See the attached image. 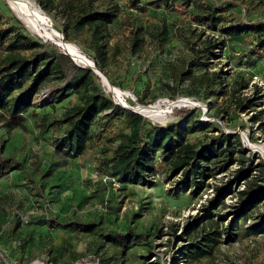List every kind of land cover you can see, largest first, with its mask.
Segmentation results:
<instances>
[{
	"label": "rangeland",
	"instance_id": "rangeland-1",
	"mask_svg": "<svg viewBox=\"0 0 264 264\" xmlns=\"http://www.w3.org/2000/svg\"><path fill=\"white\" fill-rule=\"evenodd\" d=\"M33 1L47 14L56 30L62 33L67 29L69 15L61 0L50 1V9L43 8L38 0ZM98 1H110L118 10L117 18L107 28L110 44L125 38L131 27L128 14L137 15L135 26L143 28L148 40L137 55L122 57L108 66L111 78L120 83L118 88L124 92L120 97L123 103L137 106L138 97L154 100L153 104L161 105L167 112L166 120L157 122L145 118L159 125L184 121L176 115L181 108H198L200 121L209 124L208 136L220 131L232 137L240 134L247 151L236 155V161L226 168L217 169L204 180L201 188L182 184L181 173L172 175L160 157L159 171L149 184L120 182L110 171L98 172L96 151L70 159L54 146V127L49 123L55 116H63L80 98L74 90L54 104L53 92L67 79H51L35 96L32 112L22 115V124H17L12 117L0 116V159L5 161L0 167V213L7 220L0 222V264H264V194L257 205L248 207L245 227L251 230L250 235L243 236L235 227L229 234L225 229L241 218L238 215L242 203L240 191L249 189L253 179L264 184L262 166L258 164V156L264 160V50L259 48V35L241 34L233 38L226 35V45L209 65L210 70L222 73L223 91L208 99L197 98L195 94H188L189 82L178 93L168 89L166 85L173 81L164 69L165 62L175 60L184 47L176 30L181 24L187 25L194 4L188 8L150 7L148 17L152 21H148L142 12L129 9L127 0ZM209 1L215 7L233 2ZM0 8L4 14L16 17L5 0H0ZM226 14V26L264 22V14L246 5ZM157 30L161 33L154 37L152 32ZM69 31L68 42L76 44L93 64L88 56L95 55L89 31ZM198 31L205 32L203 38L224 39L220 32L201 26ZM27 32L32 33L28 29ZM42 39L47 48H50L48 41L55 44ZM57 52L64 53V50L59 47ZM82 64L87 65L78 63ZM100 83L107 94L111 93L101 78ZM112 95L119 102V97ZM236 98L244 104L253 99L255 105L244 110V105H237ZM197 136L207 139L201 131L191 138ZM250 163L256 166L250 177L238 183L232 181L237 171ZM222 187L229 190H219ZM257 189L253 184V190ZM217 197L216 207L207 210L211 200ZM210 212L214 214L212 219ZM16 216L22 220L21 225L10 235V221ZM78 221L97 222V225L92 231H78L72 227ZM130 230L146 236L132 247L127 243L123 253L118 254L119 244L113 236L126 240ZM213 230L222 233L211 252L188 259V244L206 247L208 242L203 237Z\"/></svg>",
	"mask_w": 264,
	"mask_h": 264
},
{
	"label": "trees",
	"instance_id": "trees-1",
	"mask_svg": "<svg viewBox=\"0 0 264 264\" xmlns=\"http://www.w3.org/2000/svg\"><path fill=\"white\" fill-rule=\"evenodd\" d=\"M50 1L54 0H38L45 9H50ZM111 3L98 0H61V6L69 15L67 29L62 33L66 41H70V29L89 31L90 45L95 51V55H88L89 58L115 87H120V83L111 78L108 66L122 57L137 55L144 50L148 40L143 28L135 26L137 15L128 14L131 27H128L125 38L110 44L107 28L118 16L117 8ZM127 4L129 9L142 12L148 21H152L148 17L150 7L170 8L176 5L178 8H188L195 5L189 13L187 25L181 24L176 30L184 47L175 60L164 64V69L173 81V84L168 83L166 86L174 93H178L186 82H189L190 87L188 94H195L197 98L208 99L215 93H222V73L210 70L209 65L226 45V35L233 38L241 34H258L259 48L264 50V22L247 26L225 24L226 13L243 5L264 14V0H233L219 7L212 5L209 0H127ZM13 21L15 23H11ZM194 24L197 25L196 28ZM199 26L220 32L224 39L217 41L203 38L205 32L198 31ZM160 33L161 30L152 32L154 37H158ZM47 43L50 48H47L42 38L27 32L16 17L4 14L0 8V116L12 117L17 124H22V115L32 112L35 105L33 100L41 88L51 79H67L60 89L53 92L52 102L55 104L63 101L74 90L78 93L80 102L69 107L63 116H55L49 124L54 127V146L68 158L78 159L96 151L98 172L104 174L110 171V175L120 182L147 185L159 171L160 157L170 167L172 175L181 173L182 184L201 188L204 180L217 169L226 168L229 163L236 161V155L247 151L243 148L240 134L232 137L220 131L214 136H208L207 131H211L207 130L209 124L200 121L198 108L177 110L176 115L184 121L167 125L147 121L142 114L117 104L113 95L103 90L100 78L92 68L77 65L69 54L57 52L59 47L56 44L50 41ZM137 101L138 105L146 106L153 104L154 100L147 101L138 97ZM236 101L238 106L244 105V110L255 105L253 99H248L245 104L242 100L238 101V98ZM7 125H11L9 121ZM200 131L205 132L207 139L203 140L200 136L191 138ZM258 159V164L262 166L261 181L264 182V160L259 156ZM4 164L5 161L0 159V167ZM255 168L250 163L239 169L232 181L238 183L243 178L248 179ZM250 183L249 189L240 191L242 203L238 215L241 218L239 221L235 219L225 228L228 234L233 227L234 230L240 229L243 236L251 234V230L245 227L249 218L248 207L261 201L264 184H258L255 179ZM253 184L258 187L257 190H253ZM219 190L229 189L222 187ZM218 198L211 200L207 210L216 207ZM209 216L212 219L213 212ZM3 217L0 213V222L6 223L7 220ZM21 221L19 216L10 221V235L18 231ZM212 222L217 223L214 220ZM95 225L97 222L78 221L72 227L78 231H92ZM221 233L220 230H213L205 235L203 238L208 242L206 247L189 243L186 248L188 259L210 253ZM145 236L144 233L133 230L128 232L126 240L114 235V241L119 244L116 252L123 253L127 243H130L128 247H132Z\"/></svg>",
	"mask_w": 264,
	"mask_h": 264
},
{
	"label": "bare ground",
	"instance_id": "bare-ground-1",
	"mask_svg": "<svg viewBox=\"0 0 264 264\" xmlns=\"http://www.w3.org/2000/svg\"><path fill=\"white\" fill-rule=\"evenodd\" d=\"M7 5L10 7L12 12L25 20L27 23V29L36 34L41 38L51 40L54 43L60 44L66 52H70L73 58L78 63H85L87 65L92 64V62L85 56L81 49L74 43L63 40L59 37L57 30L53 27L47 14L33 1V0H5ZM26 23H24L26 25ZM66 42V44L64 43ZM105 86L108 90L117 97H122L124 92L118 87H111L108 81H105ZM161 106V105H160ZM157 104L149 106H141L138 109L150 119L157 122L165 121L167 117V112L164 111Z\"/></svg>",
	"mask_w": 264,
	"mask_h": 264
},
{
	"label": "water",
	"instance_id": "water-1",
	"mask_svg": "<svg viewBox=\"0 0 264 264\" xmlns=\"http://www.w3.org/2000/svg\"><path fill=\"white\" fill-rule=\"evenodd\" d=\"M16 16V15H15ZM23 24L26 23L25 20H23L22 18H20L19 16H16ZM24 26L26 27L27 26V23L26 25L24 24ZM27 28V27H26ZM59 35V37H61L63 40H65V35L62 34L61 32H59L58 30L56 31ZM64 43L66 44V42L64 41ZM58 46H60V44L56 43ZM64 53H67L71 56L72 60L78 65V62L75 61V59L73 58V55L70 53V52H66L64 51ZM84 65V64H82ZM86 67H90L93 69V71L95 72L96 75L99 76V78H101V82L105 85V81H108L110 84H111V87L115 88L114 85L111 83L110 79L96 66L95 62L93 61V64H89V65H84ZM109 91V90H108ZM110 92V91H109ZM118 101L117 104H120L122 105L124 108L126 109H130V110H133L134 112H138L140 114H142L144 117H146L138 108L141 107V106H145V105H137V106H131V105H127L126 103H123L122 99L118 98ZM190 104L192 105H195L197 106L196 103L194 102H191ZM151 105V104H149ZM149 105H146V106H149Z\"/></svg>",
	"mask_w": 264,
	"mask_h": 264
}]
</instances>
